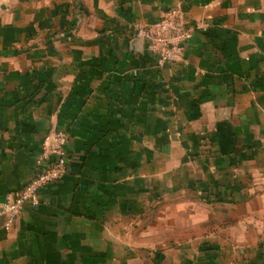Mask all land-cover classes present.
Masks as SVG:
<instances>
[{"label": "crops", "instance_id": "crops-1", "mask_svg": "<svg viewBox=\"0 0 264 264\" xmlns=\"http://www.w3.org/2000/svg\"><path fill=\"white\" fill-rule=\"evenodd\" d=\"M176 2L0 0V205L47 137L70 158L0 264H264V0H184L159 65L135 27Z\"/></svg>", "mask_w": 264, "mask_h": 264}, {"label": "built area", "instance_id": "built-area-1", "mask_svg": "<svg viewBox=\"0 0 264 264\" xmlns=\"http://www.w3.org/2000/svg\"><path fill=\"white\" fill-rule=\"evenodd\" d=\"M206 24L198 28H206ZM196 28L190 22L184 0L167 10L162 18L153 23L135 27L136 38L146 50L157 57L159 65L180 63L184 60L188 40ZM69 134L56 132L45 139L36 164L37 170L30 181L18 192L6 196L0 205L3 228L9 231L22 215L27 204L34 208L41 205L39 192L62 180L69 172L70 158L67 152Z\"/></svg>", "mask_w": 264, "mask_h": 264}]
</instances>
